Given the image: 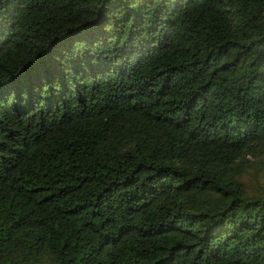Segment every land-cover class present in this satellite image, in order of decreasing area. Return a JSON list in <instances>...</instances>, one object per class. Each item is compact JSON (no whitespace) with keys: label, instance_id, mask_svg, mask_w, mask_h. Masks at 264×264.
<instances>
[{"label":"trees","instance_id":"trees-1","mask_svg":"<svg viewBox=\"0 0 264 264\" xmlns=\"http://www.w3.org/2000/svg\"><path fill=\"white\" fill-rule=\"evenodd\" d=\"M0 264H264V0H0Z\"/></svg>","mask_w":264,"mask_h":264}]
</instances>
